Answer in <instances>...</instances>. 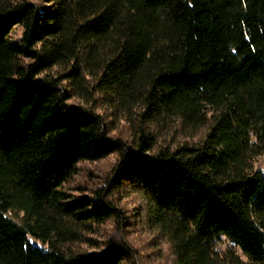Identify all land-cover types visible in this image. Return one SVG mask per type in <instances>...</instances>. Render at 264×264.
<instances>
[{
  "label": "trees",
  "instance_id": "1",
  "mask_svg": "<svg viewBox=\"0 0 264 264\" xmlns=\"http://www.w3.org/2000/svg\"><path fill=\"white\" fill-rule=\"evenodd\" d=\"M44 2L0 0V264H141L126 191L172 264H264V0Z\"/></svg>",
  "mask_w": 264,
  "mask_h": 264
},
{
  "label": "rangeland",
  "instance_id": "2",
  "mask_svg": "<svg viewBox=\"0 0 264 264\" xmlns=\"http://www.w3.org/2000/svg\"><path fill=\"white\" fill-rule=\"evenodd\" d=\"M36 1L43 3L45 0ZM14 34L15 36L21 34L20 27L15 30ZM125 124H121V127L123 128ZM174 127L172 124V127L168 128L167 132L161 133L159 141L162 143L166 141L178 143L188 139H195L194 137H190L191 135L184 134L179 127L175 129ZM203 130L205 129L199 130L198 134ZM125 135L127 136V134ZM117 160V155H111L96 162H83L80 164L79 173L68 183L67 188L72 192L77 193L78 191L80 192V190H91L102 186L105 184V179L111 175ZM257 166L264 170V155L258 161ZM117 197L120 206L124 209L125 214L128 217L127 221L129 226L125 229L123 234L137 251L140 263L172 264L173 256L169 244L158 234L157 230H154L143 221L145 219L144 213L147 207L145 199L140 194L131 191H126L124 194L122 193ZM112 233H114L112 224L111 222H107L106 224L97 227L96 232L92 233L90 236L96 241L101 242L108 239ZM81 247L84 249L89 248V246L85 244H82Z\"/></svg>",
  "mask_w": 264,
  "mask_h": 264
}]
</instances>
